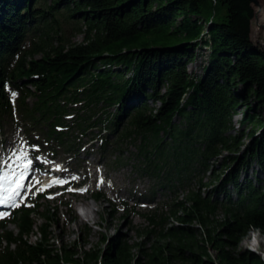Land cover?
Masks as SVG:
<instances>
[{
  "label": "trees",
  "instance_id": "obj_1",
  "mask_svg": "<svg viewBox=\"0 0 264 264\" xmlns=\"http://www.w3.org/2000/svg\"><path fill=\"white\" fill-rule=\"evenodd\" d=\"M38 1L0 0V128L12 113L9 85L19 105L33 99L20 116L31 128L46 127L47 143L70 153L86 129L106 152L109 133L101 131L117 133L132 141L154 193L174 198L166 211L148 199L155 205L137 243L116 234L101 238L103 249L80 252L50 242L48 209L35 227L40 206H22L0 221L17 228L0 235V264H264L256 252L235 249L238 234L264 231V184L238 181L249 160L264 171V50L251 41L250 0H210L221 6L217 19L206 15L207 0ZM256 15L263 24L264 9ZM68 22L80 42L64 36ZM198 49L208 50L206 61L191 74ZM238 104L240 122L251 128L244 158L231 168L242 143L229 133ZM220 159L224 170L215 174ZM208 171L213 188L202 183Z\"/></svg>",
  "mask_w": 264,
  "mask_h": 264
},
{
  "label": "rangeland",
  "instance_id": "obj_2",
  "mask_svg": "<svg viewBox=\"0 0 264 264\" xmlns=\"http://www.w3.org/2000/svg\"><path fill=\"white\" fill-rule=\"evenodd\" d=\"M42 2L43 0L38 1L40 4ZM49 3L50 0H46L45 7H47ZM205 4L208 8V12L206 10V15L207 13L208 15L214 14L215 19L220 17L222 12L221 6L217 5L214 7L210 0H207ZM251 4L254 10V16L251 20V41L264 50V23L262 24L257 21V5L253 2H251ZM257 4L264 6V0H257ZM71 26L70 22L64 24L66 29V34L64 36L69 38L71 42L78 43L82 40L83 34L77 32L73 35L70 30ZM53 45H56V41L53 42ZM196 53V61L187 64V70L191 74L199 73L203 61H206L208 50L198 49ZM39 56L40 55H36L35 57L37 58ZM13 93H15V95H13ZM7 95L13 104V108L12 113L9 114L1 124L0 141L4 143V148L6 147L5 142H15L19 145L23 143L24 146L29 149L27 151L31 152L35 147L31 146L30 141L34 139L43 141L44 137L47 139L45 133L47 128L44 127L45 130H38L35 127L31 128L30 124H23V119L20 116L21 107L25 108L26 104L27 106L30 105L33 101L32 98H26L24 104L19 105L18 93L15 89L9 88L7 90ZM241 109L242 106L239 104L234 107L235 112L232 117V125L234 128L229 132L232 136L238 134L242 135V143L238 151L232 154L233 157L237 158V161L229 164L230 161L226 160L231 168L235 166L234 164L238 163V160L244 158V150L249 142L248 131L251 126L247 122L244 124L240 122L242 118ZM109 111H113V109L111 108L108 112ZM255 112L257 113L259 111L256 110ZM259 113L261 117H264L263 110ZM102 115L104 116V114ZM254 128L256 127L254 126ZM84 132H86V134L78 132V134L82 136V144L79 142L77 146H75L72 152V154H74L73 158H68V155L64 156L63 158L65 160L61 165L62 169L74 172L69 179L77 177V179L73 180L79 183L80 187L77 189V192L73 194L69 193L68 188L63 191L62 188L56 187L54 190L52 189V194L47 195L45 199L38 200L37 203L42 206L39 209V216L34 215L35 227L42 222L41 213L48 209L50 214H54V221L48 229L51 237L50 242L56 245V247L63 244L69 246L74 244L76 250L79 252L80 250L92 248L103 249L104 245L101 244V238L104 236L112 237L116 234H120L123 238H126L130 244L137 243L140 241L141 237H143V230L148 227L144 215L148 214L153 206L147 204V201H142V199L154 196V201L158 204L159 209L166 211L170 200L173 199L174 196L168 195L169 198L166 199L160 191L154 193L155 188L153 182L147 176L138 172V168L139 166L141 167V164H139L138 160L135 158L136 148L132 141L129 139L118 141L116 136H114V134L116 135L117 133L113 134L112 131L102 130L100 133L101 135H104L105 132L109 133L108 144L110 145L106 152H102L98 140H89L92 133L86 131V129ZM52 147L56 153H58V156H63L62 150L58 146ZM39 149L41 150L33 152L35 153V158L38 159L41 165H39L40 167L37 169L48 172L47 175H50L52 167L56 168L60 159H56V162L54 161V163H51L50 158H52L53 155L48 153L45 148L42 149L41 146H39ZM225 154L227 153H222V155ZM1 158L2 156L0 155V161ZM220 158L222 159V157ZM221 159L213 166L215 174H221L224 170V164H222ZM35 170L36 169L33 168V172ZM215 174L210 171L205 173L202 178V183L208 184V187L213 188L217 184L214 182L213 178ZM47 175H45L44 178L45 182L49 181V176ZM244 178L250 179L252 183L257 186L263 185L264 171L258 167L254 160H249L246 168L240 170L238 181H244ZM61 180L62 179L59 181ZM101 181H103V183H101ZM41 185L43 184H38L36 189H40ZM227 187L230 191L232 190L229 185ZM81 189L86 190L80 191ZM34 191H29V195L33 197ZM214 194L215 193H213V195ZM182 196H184V192H179V199H181ZM86 205L91 207L90 211L93 210L90 217H86L84 214ZM68 207L74 211L77 217L76 219H73L74 214L69 212ZM76 207L82 208L83 216L78 217L76 214ZM219 216L221 217L222 214L219 213ZM7 230L13 231L14 233L17 232V228L13 223H7L4 227H0V235ZM34 230H36V228ZM259 231L261 237H264V231L261 229H259ZM249 233L248 230H245L238 234L235 242L236 250L248 249L242 245V240L246 237L250 239ZM28 239L33 242L35 240V234L29 236ZM4 246L5 243L2 242L0 244V252L4 250ZM14 249V245H11L10 250ZM260 250L264 251V241L260 243ZM134 251H136L135 248L133 249V252ZM210 252L213 253L212 251Z\"/></svg>",
  "mask_w": 264,
  "mask_h": 264
},
{
  "label": "snow or ice",
  "instance_id": "obj_3",
  "mask_svg": "<svg viewBox=\"0 0 264 264\" xmlns=\"http://www.w3.org/2000/svg\"><path fill=\"white\" fill-rule=\"evenodd\" d=\"M15 95V93H13ZM17 159H24L23 157H17ZM32 160H28L23 168L27 172L32 166ZM25 172H21L20 176H15L13 173L10 177L8 174L0 176V207L5 208H17L20 206V203L27 198V193L31 191V186L25 185L23 182L27 179ZM72 179H77V177H72ZM4 182L7 183V187L4 186ZM66 181L61 180L59 183L62 185ZM103 183V181H101ZM52 185H48L51 187ZM46 190V189H41ZM86 189H81L80 191H85ZM19 198V199H18ZM5 216L4 212H0V219H3Z\"/></svg>",
  "mask_w": 264,
  "mask_h": 264
},
{
  "label": "clouds",
  "instance_id": "obj_4",
  "mask_svg": "<svg viewBox=\"0 0 264 264\" xmlns=\"http://www.w3.org/2000/svg\"><path fill=\"white\" fill-rule=\"evenodd\" d=\"M248 239L247 237L242 240V245L253 252H257L262 259H264V251L260 250V243L264 241V237H261L259 229L250 231Z\"/></svg>",
  "mask_w": 264,
  "mask_h": 264
},
{
  "label": "bare ground",
  "instance_id": "obj_5",
  "mask_svg": "<svg viewBox=\"0 0 264 264\" xmlns=\"http://www.w3.org/2000/svg\"><path fill=\"white\" fill-rule=\"evenodd\" d=\"M257 6L258 7H261V8H263L264 9V6H261V5H258L257 4ZM1 166H0V173H1ZM43 173H41L40 175H42ZM40 178V177H39ZM39 178H37L38 180H39ZM54 181L53 180H50L49 182H47V183H53ZM82 208H80L79 207V210H81ZM90 209H91V207L89 206V205H86V209L84 210V214H85V216L86 217H90V215L92 214V212H93V210H91L90 211ZM92 217V216H91ZM248 231H250V230H248Z\"/></svg>",
  "mask_w": 264,
  "mask_h": 264
},
{
  "label": "water",
  "instance_id": "obj_6",
  "mask_svg": "<svg viewBox=\"0 0 264 264\" xmlns=\"http://www.w3.org/2000/svg\"><path fill=\"white\" fill-rule=\"evenodd\" d=\"M251 2H253L255 5H257V0H250Z\"/></svg>",
  "mask_w": 264,
  "mask_h": 264
}]
</instances>
